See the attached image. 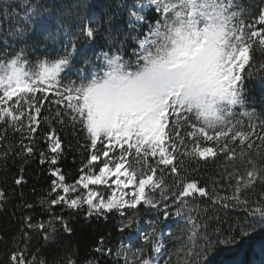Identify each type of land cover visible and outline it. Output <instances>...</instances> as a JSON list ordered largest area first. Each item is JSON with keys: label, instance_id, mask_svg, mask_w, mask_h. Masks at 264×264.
<instances>
[{"label": "snow or ice", "instance_id": "1", "mask_svg": "<svg viewBox=\"0 0 264 264\" xmlns=\"http://www.w3.org/2000/svg\"><path fill=\"white\" fill-rule=\"evenodd\" d=\"M151 2L154 23H147L142 35L132 37L137 44L131 53L134 60H125L119 54L124 43L121 41L116 54H103L104 67L91 73L90 78L80 76L79 83H65L61 74L78 51V41L94 40L102 34L115 41L114 18L126 11L130 19L145 21L141 11L147 5L134 0L121 9L123 0H114L101 12L87 15V0H71L61 4L53 16L54 5L21 0L29 12L35 10L43 30L55 24L57 31L68 33L74 27L76 32L71 48L65 47L54 59L37 57L34 67L25 48L12 56L5 53L0 57V143L9 141L10 132L19 133L20 152L13 155L32 156L35 149L31 145L35 143L34 134L46 103L56 106L52 119L61 125L71 123L73 128L78 125L87 141L82 145L86 156L80 175L74 183L67 184L61 169L55 167L62 153V141L55 131L46 134L54 155L48 159L41 152L40 163L49 165L53 179L46 194H40L39 205L50 218L37 224L31 216H25L22 223L26 229L21 241L27 242L31 230H39L46 242L55 244L61 236L58 225L65 233L72 231L64 217L56 214L55 206L70 210L87 206L86 218L99 219L113 212L123 218L127 210L137 209L143 203L156 212L157 218L152 221L151 232L140 233L144 244L133 252L134 264H160L162 257L145 254L144 247L152 245V253L160 254L165 248L156 235L161 217L169 219L172 205H187L188 198L198 194L204 203L210 200L223 209H238V218L229 225V231L218 228L213 235L207 227L195 231L198 225L189 217L193 232L188 237L190 246L185 251L184 264H207L209 255L220 247L244 253L259 251L264 255V151L257 150L264 148V113H248L243 95L244 73L252 75L250 49L258 41L264 53V27L256 30L257 22L264 25V8L259 11L258 21L246 24L239 0ZM8 14L5 6V18ZM135 27L129 25L130 29ZM48 38L54 39L55 34L48 32ZM237 108L243 109L250 121L259 120V125L250 122V131L238 130ZM221 137L225 138L222 146ZM229 137L232 141L239 139L244 146L239 154L244 170L236 167L221 178L227 181L229 189L234 184V191L231 196L220 197L216 187L209 191L207 180L189 178L183 164L184 159L197 166L201 162L207 164L209 159L214 162L218 158L217 147L229 161H235L237 153L228 148ZM12 147L11 143L7 145L5 161ZM167 176L173 178L171 187L166 183ZM22 180L17 178L15 184L20 185ZM90 186H106L105 192ZM156 191L160 192V199H155ZM70 192L78 194L69 199L66 194ZM5 199L6 194L0 191V202ZM23 206L35 207L27 202ZM175 216L181 217L182 213L177 210ZM134 222V216L122 219L119 231L130 229ZM106 243L101 235L93 251L98 256L112 257L113 249L105 247ZM5 264L48 262L28 260L24 251L17 249L10 250ZM68 264L74 261L69 260ZM95 264H99L98 259ZM124 264H129L127 258ZM164 264L171 261L165 260Z\"/></svg>", "mask_w": 264, "mask_h": 264}, {"label": "trees", "instance_id": "2", "mask_svg": "<svg viewBox=\"0 0 264 264\" xmlns=\"http://www.w3.org/2000/svg\"><path fill=\"white\" fill-rule=\"evenodd\" d=\"M31 2L36 3L37 0H31ZM70 2L71 0H39V3L44 6L54 5L51 13L53 16L57 15L61 4ZM87 2L89 4L87 15H91L92 11L101 12L104 6L114 2V0H87ZM133 2L134 0H123L120 8L123 9L125 5ZM142 3L144 4L145 0H142ZM239 3L243 6V19L246 24L258 21L259 11L264 8V0H239ZM5 6H7L9 13L7 18L4 15ZM13 9H15L14 13ZM152 10L142 13L146 20L143 21V24L136 26L138 30H136V27L129 28L130 24L135 25V23L133 18H129L126 11L122 15L116 16L112 26L115 41H110L106 34H102L94 40L81 39L78 41V51L73 53L76 65H78L77 59L79 57L96 53L101 56L102 63L98 65L91 63L86 68L82 66L79 68H85V71H87L90 67H95L100 70L105 65L103 54L108 53L109 56H112L114 52L117 53V50L121 49V41L124 43L119 54L125 60H133L134 56H130V54L137 47V44L132 37L138 34L142 35L147 30V23H154ZM34 13L35 10L29 12L27 5H22L21 0H0V57L5 53L12 56L21 48H25L34 67L37 57L42 60H49L51 57L56 58L58 54H62L65 47L71 48L72 35L76 32L74 27L69 29L68 33L61 30L64 34L59 40H65L66 44H62L63 48L61 49L58 46L54 47L52 44L53 38L44 37L38 31L37 24L40 18ZM261 27H264V25L257 22L256 30L258 31ZM56 28L57 26L53 24L51 32L54 33ZM44 33L48 35L47 32L44 31ZM125 33H128L126 39ZM55 36H58V34H55ZM250 63L252 64L250 69L252 75H249L248 72L244 73L243 95L246 103L257 105L259 115L264 113V68L261 67V65H264V53L260 51L258 41L253 45V49H250ZM65 75L70 78L68 71L63 74L64 77ZM55 111L56 106L54 104L46 103L44 105L43 115L39 117L41 123L38 132L34 134L35 143L31 145L35 149L32 156H28L27 153L13 155V152H20L19 133L13 135L10 132L9 141L0 143V191L6 194V199L0 202V264H5L10 250L17 249L23 250L28 260L33 258L37 262L46 260L48 264H68L69 260L74 261V264H86L87 261L92 260L95 264V259L99 260V264H124L125 258H127L129 264H134L133 252L144 244L140 238V233L151 232L152 221L157 218L156 212L143 203L138 205L137 209L127 210L123 218L120 217L119 213L113 212L107 218L99 219L94 216L86 218L87 206L79 210H70L63 205L55 206L56 214L64 217L72 231L65 233L62 226L58 225L61 236L55 244L46 242L39 230H31L27 242L21 241V234L26 229V225L22 223L25 216H31L33 223L37 224L50 218L48 214H44L39 205L40 194L42 192L46 194V190L53 179L50 176L49 165L40 163L41 152H44L48 159H51L54 155L48 147V142L45 139L46 134L55 131L62 141V153L58 156L55 167L61 169L62 174L66 177L67 184H72L78 179L81 162L85 160L86 152L82 147L87 142L85 134L78 125L73 128L71 123L61 125L52 119ZM239 122L238 130L244 131H250V122L257 125L260 123L259 120L250 121L243 118ZM253 139L255 138L253 137ZM9 143L13 147L8 152V158L5 161L3 159L4 151ZM224 143L225 138L221 137L219 145L222 146ZM25 144H28L27 140H25ZM256 144L259 145L260 141L257 140ZM243 147L239 139L232 141L229 137L228 148L234 149L237 153L235 161H229L217 147L218 158L214 162L209 159L207 164L201 162L197 166L194 162L184 159L183 168L187 169L189 178L207 180L209 191L216 187V194L220 197L231 196L234 191V184L233 189H229L227 181L221 178L227 176L230 171L234 172L236 167H239L240 171L244 170L240 166L239 160V154ZM257 150L264 151V148ZM193 169L196 170L193 171ZM19 177L23 178L22 183L16 185L15 180ZM172 180L171 176L166 177V183L169 187L172 186ZM213 180L217 183L213 184ZM97 189L100 190L101 188ZM80 191L85 192L84 190ZM101 192L103 193L104 190ZM153 195L155 199H160L159 191H156ZM72 196H75V194ZM169 199L171 200L172 197L170 196ZM25 202L34 204V209L25 208L23 206ZM177 210L182 213L181 217L175 216ZM236 211L239 210L223 209L221 204L213 205L210 200L204 203L198 194L195 197H189L187 205L181 204L179 208L172 205L170 218L163 220L161 217L162 222L157 225L156 235L158 238L163 230L168 231V235L163 236L165 248L160 264H164L165 260H170L171 264H184L185 251L190 246L188 237L193 232L192 223L198 225L195 229L197 232L203 227H207L213 235L216 234L218 228L223 232H227L229 231V225L234 224L238 218L235 214ZM128 216H134L135 222L130 229L120 232V222L122 219L126 220ZM189 217L192 218V223L188 222ZM138 230H140L139 235H137ZM101 235L106 239L105 247L113 249L114 255L112 257L98 256L93 251ZM117 252L119 253L118 256L115 255ZM144 252L147 255H156L152 253V245H146ZM207 264H264V255H261L259 251L244 253L233 248L220 247L209 255Z\"/></svg>", "mask_w": 264, "mask_h": 264}, {"label": "rangeland", "instance_id": "3", "mask_svg": "<svg viewBox=\"0 0 264 264\" xmlns=\"http://www.w3.org/2000/svg\"><path fill=\"white\" fill-rule=\"evenodd\" d=\"M144 4L147 5V7L143 8V10L141 11V15H143L142 13L154 8V5L152 4L151 0H145ZM133 21H134L136 26L140 25V24H143V21H136L134 18H133ZM37 27H38V31L41 32L44 37H48V35L45 34L44 31L47 32V33L51 32V30L53 28V25L50 28H48L47 31L43 30L39 23L37 24ZM136 30H138L137 27H136ZM137 32H139V31H137ZM53 34H58V36H55V38L52 39L53 46L54 47L58 46V47H60V49L63 48L62 44H66V41L65 40L64 41H60L59 38L63 36L64 32H61V30L57 31V28H56ZM114 54H116V53L114 52L112 55H114ZM130 56H132V55L130 54ZM1 57H3V56L1 55ZM51 59H54V57L53 58L51 57ZM134 59H135V57L133 58V60ZM85 60H88L89 62L85 63ZM77 62H78V65H76V61H75L74 56H73V59H72V61L70 63V66L68 68H66L64 70V72L61 74L63 76V74L68 71L70 78H68V76L65 75V80L64 81L66 83L69 82V81H76L77 83H79L80 80H79L78 77H80V76H84V77L90 78L91 77V73H93L95 71H99V70L96 69L95 67H90V69L85 71L86 66L91 64V63H94V64L98 65V64L102 63V58H101V56H99L96 53L95 54H88V55H84V56L79 57L77 59ZM80 66L85 67V68L80 69L79 68ZM246 108H247L248 113H251V112L255 111L258 114L257 105H250V104L246 103ZM242 118L243 119H249V116L244 114V110L243 109L237 108V117H236V119L240 121V119H242ZM233 123H235V121H233ZM96 171H98V169ZM105 187L106 186H90V188H92V189L101 188L100 191L104 190V192H105ZM81 190H83V189H81ZM108 191H110V189ZM125 191H129V189H125ZM73 194H75V196H76L77 193L70 192V193H68L66 195H67V197L69 199H71V198L75 197V196H72ZM139 233H140V230H138V234L137 235H139ZM164 235L165 236L168 235V231L167 230H163L162 231L161 236L159 237V241L163 242V236ZM162 255H163V249H162V252L160 254H156V256L158 258L162 257Z\"/></svg>", "mask_w": 264, "mask_h": 264}]
</instances>
